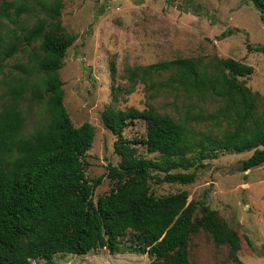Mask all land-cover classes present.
Returning a JSON list of instances; mask_svg holds the SVG:
<instances>
[{
  "label": "trees",
  "instance_id": "obj_1",
  "mask_svg": "<svg viewBox=\"0 0 264 264\" xmlns=\"http://www.w3.org/2000/svg\"><path fill=\"white\" fill-rule=\"evenodd\" d=\"M245 1H251L264 19V0ZM42 7L46 17L39 18L24 37L27 44L40 41L33 66L42 74L47 119L30 135L21 134L23 83L12 88L10 100L0 110V264H32L37 259L55 264V254H85L99 247L110 253L125 249L147 254L152 264H190L189 235L199 227L209 230L216 243L229 244L233 260L238 261L239 237L218 220L215 210L205 206L196 218L197 202L188 198L186 190L155 196L150 183L193 182L203 161L218 152L252 151L242 160L243 171L264 163V110L259 107L264 97L239 80L250 76L253 66L217 57L208 70L201 68L198 59L174 58L131 69L129 78L135 81L174 68L168 83L176 81L198 100L212 94L221 104L212 113L186 110L178 118L160 113L151 104L141 110L106 107L103 125L115 136L113 150L119 156L116 165L107 164L106 176L116 185L94 201V189L102 178L86 177L84 159L94 139V126L88 121L72 123L59 74L73 38L61 34L62 1H43ZM27 9L24 1L15 15ZM1 13L6 15L4 10ZM247 48L264 54V44H247ZM16 51L13 42L4 48L2 59ZM2 67L0 58V74ZM110 71L114 76V62ZM119 89L113 87L114 96ZM37 96L41 98L40 93ZM222 117L229 126L221 135L194 126ZM138 119L144 121L145 133L125 137L124 129ZM138 145L156 154L155 158L140 152Z\"/></svg>",
  "mask_w": 264,
  "mask_h": 264
},
{
  "label": "rangeland",
  "instance_id": "obj_2",
  "mask_svg": "<svg viewBox=\"0 0 264 264\" xmlns=\"http://www.w3.org/2000/svg\"><path fill=\"white\" fill-rule=\"evenodd\" d=\"M28 5L18 16L19 5ZM52 0H0V110L10 100L13 87H26L19 109L24 115L22 135H30L46 121L47 107L42 74L33 66L40 41L27 44L26 31L39 18L46 17L42 2ZM59 19L61 34H70L72 44L66 50L59 70L64 90V104L75 126L85 121L94 126V139L84 157L87 178L101 177L93 192V200L108 194L116 182L106 176L107 164L116 165L119 156L113 150L115 136L103 125L102 112L112 106L118 109H143L153 105L160 113L174 118L186 110L203 114L214 112L221 101L212 94L198 100L168 83L174 68L160 71L145 80L129 78L137 65L174 58H195L201 68L214 66L217 57H231L253 66L248 77H239L253 91L264 97V54L249 50L247 44H264V19L251 1L245 0H61ZM6 13L2 15L1 11ZM48 27L46 28V30ZM15 42L17 51L2 59L4 48ZM115 63L114 76L110 64ZM113 87H119L113 95ZM41 94L38 98L37 94ZM196 102V106L192 103ZM264 110V100L259 101ZM200 121L196 129L209 128L221 135L229 126L222 117L218 121ZM145 133V123L138 119L123 131L133 138ZM147 157L155 158L138 145ZM252 151L218 152L206 159L190 183H168L151 180L155 196L181 190L197 202L194 217L200 218L203 208L215 210L221 223L229 225L239 237L238 261L233 260L229 244L215 242L209 230L199 227L189 235L190 264H264V163L241 170V163ZM192 170L189 169L188 171ZM156 173V171H153ZM162 175V174H161ZM124 247V246H123ZM55 264H152L147 254L123 250L110 253L99 247L85 254L58 253ZM32 264H45L44 259Z\"/></svg>",
  "mask_w": 264,
  "mask_h": 264
}]
</instances>
